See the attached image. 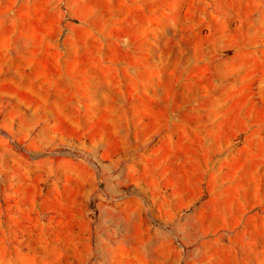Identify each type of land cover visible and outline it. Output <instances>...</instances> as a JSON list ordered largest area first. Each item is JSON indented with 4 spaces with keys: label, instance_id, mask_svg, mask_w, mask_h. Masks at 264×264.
<instances>
[{
    "label": "rangeland",
    "instance_id": "1",
    "mask_svg": "<svg viewBox=\"0 0 264 264\" xmlns=\"http://www.w3.org/2000/svg\"><path fill=\"white\" fill-rule=\"evenodd\" d=\"M0 264H264V0H0Z\"/></svg>",
    "mask_w": 264,
    "mask_h": 264
}]
</instances>
